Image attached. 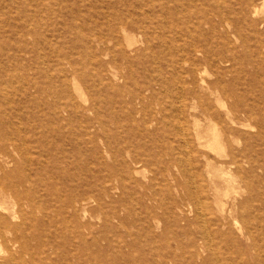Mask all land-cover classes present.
Wrapping results in <instances>:
<instances>
[{"label":"rangeland","instance_id":"1","mask_svg":"<svg viewBox=\"0 0 264 264\" xmlns=\"http://www.w3.org/2000/svg\"><path fill=\"white\" fill-rule=\"evenodd\" d=\"M48 1L0 0V204L7 208L2 213L11 223L25 222V228L17 232L27 245L32 247L37 239L45 243L42 253L32 254L34 258L17 249L11 252L38 264H53L41 256L55 261L66 252L75 255L77 249L85 252L84 264H243L242 155L238 167L230 165L229 172L222 169L225 175L219 168L248 141L264 146V0H72L75 9L69 0H58L60 6L56 0ZM52 3L63 6L62 10ZM197 13L214 17V25L195 26ZM217 14L224 20L218 21ZM119 15L135 25L128 23L116 44L107 35V27ZM94 34L103 36L102 40ZM183 57L220 60L211 65L195 61L199 71L193 82L185 73L189 63ZM211 81L221 86L212 94L205 86ZM187 89H195L202 98L191 100ZM203 101L210 104L211 119L201 111ZM245 107L250 109L249 116L238 112ZM227 110L232 113L227 115ZM194 122L205 129L215 124L225 142L223 151L193 142L187 146L184 137L192 133ZM54 141L67 151L65 167L78 171L93 194L101 196L99 203L91 200L83 215L76 217L77 226L86 225L83 245L79 228L69 221L70 212L64 215L66 225L56 223L59 215L50 209L45 217L50 223L42 228H35L27 218L30 213L44 216L35 208L39 203H56L50 191L65 193L61 173L58 178L62 158L48 153ZM74 148L83 155L80 161L72 153ZM187 150L191 151L189 162ZM25 175L35 181L32 186L18 185L19 177ZM14 189L23 196L19 202ZM29 199L34 200L33 206ZM7 235L0 230L1 250ZM9 254L6 249L0 251L1 264Z\"/></svg>","mask_w":264,"mask_h":264},{"label":"bare ground","instance_id":"2","mask_svg":"<svg viewBox=\"0 0 264 264\" xmlns=\"http://www.w3.org/2000/svg\"><path fill=\"white\" fill-rule=\"evenodd\" d=\"M63 1H65L66 2V0H63ZM69 1H72V0H69ZM81 1V0H80ZM95 1V0H94ZM117 1H119V0H117ZM129 1V0H128ZM128 1H126V4L128 3ZM135 2H136V0H134ZM187 1V0H186ZM191 1V0H190ZM198 1H200V0H198ZM48 2H50V0L48 1ZM52 2V1H51ZM56 2H58L59 3V1L58 0H56ZM90 2H91V0H90ZM141 2V1H140ZM177 2V1H176ZM233 2V1H232ZM257 2V1H256ZM263 2V1H262ZM53 3H54V1H53ZM52 3V4H53ZM64 3V2H63ZM69 4H70V2H68ZM67 3V4H68ZM73 3H75L74 1H72V3H71V5H73ZM76 3H78V2H76ZM83 3V2H82ZM95 3V2H94ZM47 4V3H46ZM79 4H81V3H79ZM91 4H93V3H91ZM91 4L89 5V6H91ZM119 4H120V2H119ZM164 4V3H163ZM192 4V3H191ZM202 4V3H201ZM27 5V4H26ZM34 5V4H33ZM54 5V4H53ZM57 5V4H56ZM56 5H54L56 8H59V6H60V3H59V6H56ZM138 5H140V4H138ZM234 5V4H233ZM263 5V4H262ZM48 6V5H47ZM51 6V5H50ZM81 6V5H80ZM86 6V5H85ZM97 6H99V5H96V7ZM124 6V5H123ZM171 6V5H170ZM186 6V5H185ZM217 6V5H216ZM248 6H251V5H248ZM35 7H37V6H35ZM43 7V6H42ZM42 7H41V9H42ZM65 7V6H64ZM71 7V6H70ZM76 8V6H74L73 5V8ZM82 7V6H81ZM116 7V6H115ZM126 7V6H125ZM134 7V9H135V6H133ZM138 7V6H137ZM141 7V6H140ZM172 7H173V5H172ZM181 7V6H180ZM188 7V6H187ZM253 7V6H252ZM44 8V7H43ZM49 8V7H48ZM54 8V7H53ZM62 8H63V6H62ZM62 8H59V9H61L62 10ZM74 8V9H75ZM87 8V7H86ZM93 8V7H92ZM184 8V7H183ZM195 8V7H194ZM256 8H257V6H256ZM45 9H47V8H45ZM58 9V10H59ZM70 9H72V7L70 8ZM84 9V8H83ZM89 9V8H88ZM96 9V8H95ZM101 9H103V8H101ZM120 9H121V7H120ZM134 9H132V12H133V10ZM185 9V8H184ZM201 9V8H200ZM254 9V8H253ZM29 10H30V8H29ZM54 10H56L57 12H58V10L57 9H54ZM91 10V9H90ZM125 10V9H124ZM179 10V9H178ZM185 10H187V9H185ZM202 10V9H201ZM233 10V9H232ZM255 10V9H254ZM258 10V9H257ZM40 11H42V10H40ZM68 11H69V9H68ZM71 11V10H70ZM85 11H87V10H85ZM98 11V10H97ZM104 11V10H103ZM103 11H102V13L101 14H103ZM180 11V10H179ZM47 12V11H46ZM51 12H52V10H51ZM73 12V11H72ZM70 13V14H73V13ZM129 12V11H128ZM131 12V13H132ZM135 12H137V11H135ZM138 12H140V11H138ZM137 12V13H138ZM155 12V11H154ZM178 12V11H177ZM201 12V11H200ZM225 12V11H224ZM227 12V11H226ZM37 13V12H36ZM88 12H86V14H87ZM90 13V12H89ZM130 13V14H131ZM136 13V15H139V14H137ZM162 13V12H161ZM168 13V12H167ZM180 13H181V11H180ZM256 13V12H255ZM84 14V13H83ZM90 14H92V12L90 13ZM100 14V13H99ZM100 14V15H101ZM123 14V13H122ZM141 14V13H140ZM148 14H150V13H148ZM188 14V13H187ZM203 13H201V14H199V13H197L196 14V16H195V18H194V21H193V23H194V25L195 26H199L201 23H206V24H209L210 26H212V25H214V21H213V19H214V17H213V19L212 18H204L203 17V15H202ZM85 15V14H84ZM93 15H94V13H93ZM97 15V14H96ZM99 15V16H100ZM127 15V14H126ZM131 15H135V14H131ZM130 15V16H131ZM135 15V16H136ZM152 15V14H151ZM168 15H169V13H168ZM184 15V14H183ZM207 15V14H206ZM253 15H255V14H253ZM252 15V16H253ZM256 15H257V13H256ZM71 16H73V15H71ZM89 16V15H88ZM154 16H156V15H154ZM76 17V19H78V17L77 16H75L74 15V18ZM97 17H98V15H97ZM101 17V16H100ZM107 17V16H106ZM129 17V16H128ZM146 17H147V15H146ZM145 17V18H146ZM159 17V16H158ZM171 17H172V15H171ZM187 17V16H186ZM185 17V18H186ZM217 17H218V21H223L224 19H222V17L221 16H218V14H217ZM244 17V16H243ZM249 17V16H248ZM70 18V17H69ZM133 18V17H132ZM168 18V17H167ZM180 18V17H179ZM247 18V17H246ZM63 19H65L64 17H63ZM101 19H103V18H101ZM134 19V18H133ZM148 19V18H147ZM182 19V18H181ZM217 19V18H216ZM41 20V19H40ZM71 20H72V18H71ZM75 20V19H74ZM80 20V19H79ZM88 20H89V18H88ZM92 20V19H91ZM106 20H108V19H106ZM138 20V19H137ZM159 20H161V19H159ZM187 20V19H186ZM261 20V19H260ZM67 21H69V20H67ZM82 21V20H81ZM109 21V20H108ZM111 21V20H110ZM83 23H84V21H82ZM86 22V21H85ZM92 22V21H91ZM134 22V21H133ZM144 22V21H143ZM166 22V21H165ZM182 22V21H181ZM75 23V22H74ZM134 24L135 25V23H132L131 21H129L128 19H126V18H123L122 16H117L116 18H115V21H114V23H112V24H110L108 27H107V35L109 36V37H111L110 39L111 40H114L115 42H113V43H118L119 42V37L121 36L120 34H122V33H125V31H126V26H127V24ZM185 23V22H184ZM187 23V22H186ZM190 23H192V22H190ZM189 23V24H190ZM261 23V22H260ZM107 24V23H106ZM145 24V23H144ZM182 24H183V22H182ZM227 24V23H226ZM91 25V24H90ZM99 25H100V23H99ZM137 25H138V23H137ZM191 25V24H190ZM193 25V24H192ZM95 26V25H94ZM98 25L96 24V27H97ZM163 26V25H162ZM77 27V26H76ZM91 27V26H90ZM95 27V28H96ZM136 27V26H135ZM164 27V26H163ZM200 27V26H199ZM221 27V26H220ZM75 28V27H74ZM78 28V27H77ZM92 28V27H91ZM139 27H136L135 29H138ZM144 28V27H143ZM79 29V28H78ZM77 29V30H78ZM84 29L86 30H89L88 28H85L84 27ZM194 29V28H193ZM75 30V29H74ZM84 30V31H85ZM185 30H186V28H185ZM195 30V29H194ZM198 30V29H197ZM80 31V30H79ZM82 31V30H81ZM91 31V30H90ZM104 31V30H103ZM138 31V30H137ZM153 31V30H152ZM189 31V30H188ZM200 31V30H199ZM36 33V32H35ZM37 34V33H36ZM100 34H101V32H100ZM95 35V37H96V39L97 40H102V38H103V36H101V35H97V34H94ZM81 37V36H80ZM85 39V38H84ZM105 40H107V39H105ZM48 41V40H47ZM82 41H83V38H82ZM88 41L90 42L91 40L90 39H88ZM49 42V41H48ZM107 42V41H106ZM106 42H104V43H106ZM88 43V42H87ZM86 43V44H87ZM134 43V42H133ZM94 44V43H93ZM85 45V44H84ZM119 45V44H118ZM142 45V44H141ZM102 46V45H101ZM91 48H92V46H90ZM192 47H194V46H192ZM93 49H94V47H93ZM136 49V48H135ZM194 49H195V47H194ZM95 50V49H94ZM93 50V51H94ZM136 50H138V49H136ZM86 51V50H85ZM89 51V50H88ZM127 51V50H126ZM196 51H199V52H201V50H196ZM111 52V51H110ZM110 52H108V53H110ZM131 52V51H130ZM136 52V51H135ZM93 53V52H92ZM132 53V52H131ZM134 54V53H133ZM199 54V53H198ZM96 55H98V54H96ZM185 55V54H184ZM204 55V54H203ZM91 56H93L92 54H91ZM199 56V55H198ZM126 58V57H125ZM170 57H168V59H169ZM92 59H93V57H92ZM100 60V59H99ZM170 60V59H169ZM176 60V59H175ZM182 60L183 61H185V62H188L189 63V69L188 70H186V75L187 76H189L190 77V79H192L193 80V82H197V71H199L198 69H196V66H195V61H197L198 63L199 62H201V63H203V64H207V65H211V64H214V63H216V62H219V58L218 57H195V58H192L191 60H189V58L188 57H183L182 58ZM154 61H155V59H154ZM191 61V62H190ZM174 62V61H173ZM176 62V61H175ZM125 63V62H124ZM187 63V64H188ZM165 64V63H164ZM166 65V64H165ZM153 67V66H152ZM60 69H62V68H60ZM92 69V68H91ZM118 69V68H117ZM151 69H153V68H151ZM175 69V68H174ZM154 70V69H153ZM173 70V69H172ZM197 70V71H196ZM103 71V70H102ZM120 71V70H119ZM202 73V72H201ZM108 74V73H107ZM199 75H200V73H199ZM98 76V75H97ZM97 76H95V77H97ZM108 76H110V75H108ZM113 76V75H112ZM157 77H158V75H157ZM200 77V76H199ZM109 78V77H108ZM98 79V78H97ZM106 79H107V77H106ZM149 79V78H148ZM163 79V78H162ZM103 80V79H102ZM165 80V79H164ZM164 80H162L163 81V83L165 84V82H164ZM35 81L37 82V80L35 79ZM93 81H95L94 80V78H93ZM97 81V80H96ZM106 81V80H105ZM109 81V80H108ZM123 81V80H122ZM159 81V80H158ZM157 81V82H158ZM162 81H161V84H162ZM203 81V80H202ZM160 82V81H159ZM38 83V82H37ZM62 83H64V82H62ZM95 83V82H94ZM111 83V82H110ZM109 83V84H110ZM39 84V83H38ZM92 84V83H91ZM105 84V83H104ZM149 84V83H148ZM93 85V84H92ZM96 85V84H95ZM94 85V86H95ZM106 85H108V82L106 83ZM111 85V84H110ZM35 86H36V84H35ZM73 86V85H72ZM79 86V85H78ZM94 86H93V88H94ZM206 86V88L207 89H210L211 91H209V93L210 94H212L213 93V91H215V92H217L219 89V86H220V83L219 82H217V81H211V82H209V84H207V85H205ZM37 88H40V87H42L41 85H40V87H38V85L36 86ZM35 87V88H36ZM74 87V86H73ZM76 87H77V85H76ZM221 87V86H220ZM23 88V87H22ZM32 88V87H31ZM43 88V87H42ZM25 89V88H24ZM77 89H80L79 87L77 88ZM96 89H98V87H96ZM103 89V88H102ZM183 91L185 90V87H183V88H181ZM220 89H222L223 90V88H220ZM66 89H64L63 91H65ZM68 90V89H67ZM71 90V89H70ZM70 90H69V92H70ZM152 90H153V88H152ZM188 91V93L190 92V94H191V100L192 99H199V98H202L201 97V94L198 92V91H196L195 89H192V90H190V89H187ZM36 91V90H35ZM40 91H42V90H40ZM77 91V90H76ZM75 91V92H76ZM119 91V90H118ZM69 92H67V93H69ZM74 92V91H73ZM96 92V91H95ZM164 92V91H163ZM182 92V91H181ZM63 92H61L60 91V93L59 94H62ZM165 93V92H164ZM167 93V92H166ZM94 94V93H93ZM96 94V93H95ZM122 94H123V91H122ZM168 94H170V93H168ZM178 94V93H177ZM69 95H70V93H69ZM82 95H84V94H82ZM97 95V94H96ZM101 95V94H100ZM103 95V94H102ZM109 95V94H108ZM63 96H66V94L65 95H63ZM72 94H71V98H72ZM104 96V95H103ZM70 97L68 98L69 100H70ZM82 97V96H81ZM98 97V99H100L99 98V95L97 96ZM102 97V96H101ZM106 97H107V95H106ZM183 97V96H182ZM181 97V98H182ZM44 98V97H43ZM46 98V97H45ZM83 98H84V96H83ZM92 97H90V99H91ZM82 99V98H81ZM105 99V98H104ZM42 100V99H41ZM44 100V99H43ZM42 100V101H43ZM86 100V99H85ZM92 100V99H91ZM95 100H97V98L95 99ZM112 100V99H111ZM175 100V99H174ZM39 101V100H38ZM74 101V100H73ZM93 101V100H92ZM99 101V100H98ZM195 101V100H194ZM217 101H218V99H217ZM44 102V101H43ZM47 102V101H46ZM72 102V101H71ZM163 102V101H162ZM174 102V101H173ZM172 102V103H173ZM181 102V101H180ZM68 103V102H67ZM77 104H78V102H76ZM95 103H97V102H95ZM110 103V102H109ZM113 103V102H112ZM182 103V102H181ZM52 104V103H51ZM54 104V103H53ZM52 104V105H53ZM70 104V103H69ZM75 104V102H73V104H71V105H74ZM37 105V107L38 106H40L41 107V105H38V104H36ZM44 105H46V103L44 104ZM58 104H56V106H57ZM80 104H78V106H79ZM49 107L51 106V105H48ZM55 106V107H56ZM69 106V105H68ZM82 106V105H81ZM167 106H168V104H167ZM180 105L178 104V107H179ZM192 106V105H191ZM200 107H201V111H202V113L204 114V115H206L209 119H211L213 116H212V114H213V112H212V110L210 109L211 107H210V104L208 103V102H201V104L199 105ZM60 107V106H59ZM62 107V106H61ZM75 107V106H74ZM84 107V106H83ZM123 107V106H122ZM134 107V106H133ZM147 107V106H146ZM151 107V106H150ZM182 107V106H181ZM46 108V107H45ZM51 108V110H53V108L52 107H50ZM49 108V109H50ZM63 108V107H62ZM65 108H66V106H65ZM86 108V107H85ZM118 108V107H117ZM180 108V107H179ZM48 109V108H47ZM59 108H57V110H58ZM77 109V108H76ZM127 109V108H126ZM129 109H131L130 107H129ZM148 109H150V111H151V108H149L148 107ZM154 109V108H153ZM174 109H175V105H174ZM177 109V108H176ZM40 110V109H39ZM54 110H56V109H54ZM70 110V109H69ZM75 110V109H74ZM162 110V109H161ZM38 111V110H37ZM60 111H61V108H60ZM77 111V110H76ZM76 111H75V113H73V114H76ZM158 111H160V110H158ZM243 112L246 116H249V111H250V109L248 108V107H245V108H241V109H239L238 110V112ZM48 112V111H47ZM53 112V111H52ZM69 112V111H68ZM71 112V111H70ZM115 112V111H114ZM121 112V111H120ZM127 112V111H126ZM181 112V111H180ZM186 112V111H185ZM249 112V113H248ZM58 113V112H57ZM59 113H61V112H59ZM134 113H137L136 111L134 112ZM229 113H232V111L231 110H227L226 111V114L227 115H229ZM52 114H55V113H52ZM144 114V113H143ZM154 114V113H153ZM67 115V114H66ZM69 115V114H68ZM122 115H124V114H122ZM126 115V114H125ZM151 115V114H150ZM183 115V114H182ZM181 115V116H182ZM218 115V114H217ZM70 116V115H69ZM115 116V115H114ZM132 116V115H131ZM145 116V115H144ZM181 116H179V117H181ZM117 117H119V116H117ZM155 117V116H154ZM177 117H178V115H177ZM185 117V116H184ZM121 118H123V117H121ZM136 118V117H135ZM227 118V117H226ZM114 119V118H113ZM115 119H116V117H115ZM121 120V119H120ZM135 120V119H134ZM139 120H140V118H139ZM142 120L144 121V119L142 118ZM164 120V119H163ZM183 120V119H182ZM194 121V120H193ZM48 122V121H47ZM126 122H128V121H126ZM198 122V121H197ZM197 122H194L193 123V127H192V129H193V131H192V133H189L190 135H185V137H184V141H185V143L187 144V146H188V144L189 143H191V142H193L194 144H197V145H199V146H203V145H208L210 148H213V149H215V150H221V151H223V148H224V143H222V141L220 140V136L221 135H219V133H218V131H217V129L215 128V124H214V122H213V124L214 125H211V124H209V126L205 129V128H203L201 125H199ZM42 123H43V121H42ZM180 124V123H179ZM42 125V124H41ZM46 125V124H45ZM56 126V125H55ZM58 126V125H57ZM63 126V125H62ZM125 126V125H124ZM129 126V125H128ZM127 126V127H128ZM126 127V126H125ZM137 127V126H136ZM141 127V126H140ZM142 127H144V126H142ZM145 127H146V124H145ZM178 127H180L179 125H178ZM177 127V128H178ZM216 127H218V126H216ZM34 128V127H33ZM64 128V127H63ZM84 128V127H83ZM183 128H184V126H183ZM34 129H36V128H34ZM133 129V128H132ZM136 129V128H135ZM46 130V129H45ZM44 129H43V131H45ZM64 130V129H63ZM60 131V130H59ZM62 131V130H61ZM69 132L71 131V130H68ZM84 131V130H83ZM129 131H131V129L129 130ZM140 131V130H139ZM63 132V131H62ZM69 132H67V133H69ZM177 132H178V130H177ZM224 132V131H223ZM61 133V132H60ZM66 133V134H67ZM84 133V132H83ZM85 133H87V132H85ZM130 133V132H129ZM185 133V132H184ZM36 134V133H35ZM34 134V135H35ZM71 134V133H70ZM72 134H74V133H72ZM71 134V135H72ZM88 134V133H87ZM221 134V133H220ZM224 134H225V132H224ZM223 135V134H222ZM43 136V135H42ZM60 136V135H59ZM65 136V132H64V134H63V137ZM130 136V135H129ZM74 137V136H73ZM128 137V136H127ZM68 138H69V136H68ZM103 139H104V137H103ZM30 140V139H29ZM52 140V139H51ZM54 140V139H53ZM91 140V139H90ZM105 140V139H104ZM224 140H225V138H224ZM50 141V140H49ZM70 141V140H69ZM87 141H89V140H87ZM102 141V140H101ZM52 142V141H51ZM74 142V141H73ZM227 142V141H226ZM80 143V142H79ZM88 143H90V142H88ZM254 143V141L251 143L250 141H248L245 145H244V147H243V150L240 152V153H233V152H231L230 154H229V159L227 160V161H224V166L223 165H221L220 166V168H219V170H220V172L221 173H223L224 172V170L222 171V169H227V171L229 172V170H231L230 169V165H234L235 167L237 166H239L240 164H239V155H242V162L245 164V166H244V174H243V178H242V181H243V184H244V188H245V192H246V194H245V198L243 199V202H242V208H243V211H244V219H243V226H242V229H243V234H244V236H245V239H246V245H245V248H244V252H243V259H244V261H243V264H264V157H261V155H262V152L264 151V146H262L261 144H260V146H257L255 143ZM76 145H77V143H75ZM105 144H107V143H105ZM41 145V144H40ZM67 145V144H66ZM79 145V144H78ZM106 146V145H105ZM229 146V145H228ZM43 147H46V144H45V146H43ZM75 147V146H74ZM92 146H90V148H91ZM172 148V147H171ZM203 148V147H202ZM41 149V148H40ZM76 149V150H75ZM86 149V148H85ZM47 150V149H46ZM74 150L75 151H73L72 153H75V155H76V159H77V161L79 160L80 161V159L83 157V155L82 154H80V152L78 151V149L77 148H74ZM92 150H93V148H92ZM92 150H91V152H92ZM96 150V149H95ZM101 150V149H100ZM112 150H113V147H112ZM101 151H103V150H101ZM110 151V150H109ZM114 151V150H113ZM132 150H130V152H131ZM172 151H174V150H172ZM188 151V154H189V156L186 158V161H190V159H191V155H190V150H187ZM7 152V151H6ZM36 152V154H38L37 153V150L35 151ZM44 152V151H43ZM65 152H67V151H65ZM65 152H64V150H63V148H62V145L61 144H58L56 141H54V143H52V149L51 150H49L48 151V153H50V154H53V155H60L59 157H61V158H59V159H61V160H59V161H61V162H63V164H64V166H62L61 167V164H60V167H58L59 168V170H58V178H59V175H60V173H61V176H62V179H61V181H60V183L61 184H63V185H65V193H55V192H52V191H50L49 192V195H50V198H52V199H54L55 201H56V203L55 204H51L48 200H46L44 203H39L35 208H38L39 209V211L42 213V214H44V216L42 217V218H38V217H36V216H34V213H30V214H28V217L27 218H29V221H31V225L32 226H35V228H42V226H46V224L48 223H50V220H48L47 218H45L46 216H47V210L48 209H50V210H52V211H54L57 215H59V219H57L56 220V223H58V222H60L61 224H64V225H66L67 224V221H65V219H67L64 215H65V213H67V212H70V213H68V215H70L71 216V218H70V222H72V223H74V224H76V222H77V216H79V214L81 213L82 215H83V213L86 211V209H87V204H89V202L91 201V200H94V201H96V202H98L99 203V200H100V197L101 196H99L97 193L96 194H93V190H92V188H91V186L88 184V180L85 178V177H82L81 175H79V174H77V172L75 173V172H73V171H71L72 170V168H71V170H70V167L69 168H67L68 166V161H67V156H66V154H65ZM87 152V151H86ZM34 153V152H33ZM69 153H71V152H69ZM89 153V152H88ZM102 153V152H101ZM110 153V152H109ZM114 153V152H113ZM44 154H47V153H44ZM85 155H86V153H84ZM93 154V153H92ZM28 155V154H27ZM49 155V154H48ZM88 156H87V158H90L89 157V154H87ZM107 155H110V154H107ZM117 155H118V153H117ZM33 156V155H32ZM39 156V155H38ZM82 156V157H81ZM103 156V155H102ZM102 156H101V158H102ZM128 156V155H127ZM28 157V156H27ZM40 157V156H39ZM50 157V156H49ZM54 157V156H53ZM129 157V156H128ZM43 158V157H42ZM70 158H73V157H70ZM86 158V157H85ZM28 159V158H27ZM29 159H31V158H29ZM46 159V158H45ZM52 159V158H51ZM76 159H74V160H76ZM84 159V158H83ZM123 159H124V157H123ZM122 159V160H123ZM70 160V159H69ZM87 160V159H86ZM89 160V159H88ZM87 160V161H88ZM97 160V159H96ZM102 161H103V159H101ZM115 160V159H114ZM185 160V159H184ZM30 161V160H29ZM48 161V160H47ZM52 161V160H51ZM56 162L57 161V157L56 158H53V162ZM58 161V162H59ZM42 162V161H41ZM44 162V161H43ZM46 162V161H45ZM68 162V163H67ZM86 161H84V163H85ZM91 162V161H90ZM97 161H95V163H96ZM125 162V161H124ZM192 162V161H191ZM71 163V162H70ZM78 163V162H77ZM87 163V162H86ZM31 164V163H30ZM35 164V163H34ZM56 164H57V162H56ZM58 164V165H59ZM88 164V163H87ZM102 163H100V165H101ZM107 164V163H106ZM191 164V163H190ZM33 165V164H32ZM39 165V164H38ZM109 165V164H108ZM44 166V165H43ZM55 166V165H54ZM65 166H67V167H65ZM124 166H126L125 164H124ZM175 166V165H174ZM39 167V166H38ZM79 167H81V166H78V168ZM89 167V166H88ZM105 167V166H104ZM134 167V166H133ZM192 167V166H191ZM36 168H37V166H36ZM86 168H87V166H86ZM113 168V167H112ZM127 168V167H126ZM196 168V167H195ZM52 169H53V167H52ZM77 169V168H76ZM192 169V168H191ZM190 169V170H191ZM113 170V169H112ZM121 170H122V168H121ZM134 170H135V168H134ZM54 171V170H53ZM76 171V170H75ZM137 171V170H136ZM199 171V170H198ZM237 171H239V170H236V172ZM48 172V171H47ZM52 172V171H51ZM98 172V171H97ZM79 173V172H78ZM112 173H113V171H112ZM139 173V172H138ZM198 173V172H197ZM104 174L105 173H103V176H104ZM110 174V173H109ZM137 174V173H136ZM224 174V173H223ZM82 175H84L83 173H82ZM108 175V174H107ZM118 175V174H117ZM197 175V174H196ZM225 175V174H224ZM119 176V175H118ZM118 176H117V178H118ZM175 176V175H174ZM188 176H190V175H188ZM53 177V176H52ZM102 177V176H101ZM185 177V176H184ZM232 177V176H231ZM115 178V177H114ZM187 178V177H186ZM194 178H195V176H194ZM110 179H111V177H110ZM118 179H120V176H119V178ZM122 179V178H121ZM102 180V179H101ZM232 180V178H230V179H227V181L228 182H230ZM97 181V180H96ZM111 181V180H110ZM35 181L33 180V179H30V178H28L26 175L25 176H22V177H19V179H18V185H24V186H26L27 185V187H30V186H32L33 185V183H34ZM57 182H58V180H57ZM103 182V181H102ZM113 182V181H112ZM9 182H7L6 180H5V184H8ZM59 183V182H58ZM108 183V182H107ZM115 183V182H114ZM49 184V183H48ZM102 184H104V183H102ZM116 184V183H115ZM194 184V183H193ZM51 185L53 186V187H55V189H57V184H55L52 180H51ZM62 185V186H63ZM186 185H187V183H186ZM189 185V184H188ZM97 186V185H96ZM109 186V185H108ZM111 186V185H110ZM117 186V185H116ZM10 187H12L13 188V185H11ZM102 187V186H101ZM107 187V186H106ZM190 187V186H189ZM197 187V186H196ZM196 187H195V189H196ZM64 188V187H63ZM94 188V187H93ZM100 188V187H99ZM108 188H110V187H108ZM120 188V187H119ZM192 188V187H191ZM190 188V189H191ZM194 188V187H193ZM192 188V189H193ZM111 189V188H110ZM116 189V188H115ZM114 189V190H115ZM118 189V188H117ZM116 189V190H117ZM187 189V188H186ZM194 190V189H193ZM95 191V190H94ZM110 191V190H109ZM112 191V190H111ZM191 191V190H190ZM195 191V190H194ZM14 192H16L17 194H16V200L19 202V201H21L22 200V198H23V196L22 195H20V193L17 191V190H15L14 189ZM99 192V191H98ZM106 192H107V190H106ZM113 193V192H112ZM187 194H189V193H187ZM201 194V193H200ZM206 194V193H205ZM113 195V194H112ZM193 195H195V194H193ZM198 195V194H197ZM208 196V195H207ZM188 197H190V196H188ZM192 197V196H191ZM199 197V196H198ZM205 197V196H204ZM190 199V198H189ZM191 200H192V198H191ZM191 202V201H190ZM28 203H30L31 204V206H33L34 205V200H30L29 199V202ZM94 203V202H93ZM53 206V207H52ZM222 207V206H221ZM3 210H5V212L7 211V208L5 207V206H2L1 204H0V230L2 231V230H5V234H8L9 233V235H7V236H5V249H6V251H9L10 252V254L8 255V257L6 258V260L4 261L6 264H10V263H15V262H20V263H22V264H38V263H34V262H29V263H27L26 262V260L25 259H23V257L20 255V254H18V255H16V254H13L11 251L12 250H15V249H17V251H19V252H28V253H30V255H31V258H34L35 257V255L34 256H32V254H39V253H42L43 252V246H45V243H43L40 239H37L36 240V244L35 245H33L32 247L31 246H29V245H27V243H25L26 242V240L24 239V235H22V234H20L19 232H17L18 230H22V228H25L24 227V225H25V222L23 221V222H21V223H19V224H14V223H11L10 221H9V219L7 218V216L6 215H4L3 213H2V211ZM198 212V211H197ZM93 213V212H92ZM85 215V214H84ZM196 216V215H195ZM199 217V216H198ZM196 218H197V216H196ZM241 218V217H240ZM75 221V222H74ZM207 226V225H206ZM236 226V225H235ZM76 227L77 228H79V232H78V238H79V240H80V242H81V244L83 245L84 243H85V241H84V236H83V233H84V227H86V225H85V223L84 224H82V223H80L79 224V226H77V224H76ZM237 227V226H236ZM241 227V226H240ZM235 228V227H234ZM237 229V228H236ZM235 229V230H236ZM240 231V230H239ZM238 231V232H239ZM240 233V232H239ZM216 235H221V234H216ZM243 236V235H242ZM40 237V236H39ZM33 238H36V235H33ZM221 239V238H220ZM229 240V239H228ZM207 241V240H206ZM47 243H49V242H47ZM206 243V242H205ZM208 243V242H207ZM235 243V242H234ZM207 246V245H206ZM236 246H237V244H236ZM30 248H32V250L31 251H29L30 250ZM5 249L4 250H1L0 249V251H5ZM77 255V256H76ZM83 255H85V252L84 251H82V250H79V249H77V252H76V254L74 255V253H72L71 255H68V252H66L64 255H62V256H59L55 261H51L50 260V258L49 257H47L46 255H44V256H41V259H45V260H48L49 262H52L53 264L55 263V264H57V262H59V263H61V262H64V263H68V264H70V261H75V262H78L79 264H84V260H86V256L84 257ZM71 262V263H72ZM5 263H2V264H5ZM1 264V263H0Z\"/></svg>","mask_w":264,"mask_h":264}]
</instances>
